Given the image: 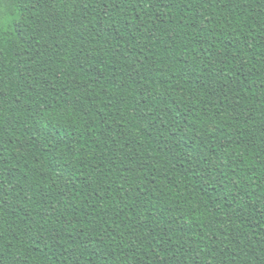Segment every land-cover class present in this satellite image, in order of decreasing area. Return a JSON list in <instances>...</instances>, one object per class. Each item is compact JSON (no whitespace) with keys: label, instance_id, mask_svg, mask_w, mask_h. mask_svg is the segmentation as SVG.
Segmentation results:
<instances>
[{"label":"trees","instance_id":"obj_1","mask_svg":"<svg viewBox=\"0 0 264 264\" xmlns=\"http://www.w3.org/2000/svg\"><path fill=\"white\" fill-rule=\"evenodd\" d=\"M0 264H264V0H0Z\"/></svg>","mask_w":264,"mask_h":264}]
</instances>
